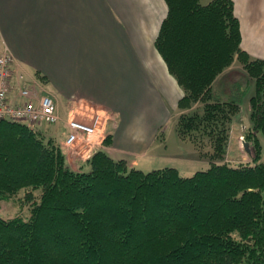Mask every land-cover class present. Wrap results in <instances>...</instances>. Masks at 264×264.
<instances>
[{
    "label": "trees",
    "instance_id": "1",
    "mask_svg": "<svg viewBox=\"0 0 264 264\" xmlns=\"http://www.w3.org/2000/svg\"><path fill=\"white\" fill-rule=\"evenodd\" d=\"M165 2L155 46L183 91L177 133L210 166L146 172L100 150L77 170L56 136L0 120V204L25 190L30 206L0 213V264H264V60L243 48L233 0ZM235 62L254 93L252 155L233 162L242 105L213 84Z\"/></svg>",
    "mask_w": 264,
    "mask_h": 264
},
{
    "label": "crops",
    "instance_id": "2",
    "mask_svg": "<svg viewBox=\"0 0 264 264\" xmlns=\"http://www.w3.org/2000/svg\"><path fill=\"white\" fill-rule=\"evenodd\" d=\"M233 1L243 48L264 60V0ZM166 13L165 0H0V52L64 96L65 109L47 90L55 131L66 135L69 109L86 101L119 115L115 159L147 157L183 95L155 46Z\"/></svg>",
    "mask_w": 264,
    "mask_h": 264
},
{
    "label": "rangeland",
    "instance_id": "3",
    "mask_svg": "<svg viewBox=\"0 0 264 264\" xmlns=\"http://www.w3.org/2000/svg\"><path fill=\"white\" fill-rule=\"evenodd\" d=\"M203 3H207L210 0H201ZM41 84V86L46 90L52 92L55 97L58 98L60 102V106L63 109L66 108V100L64 96L54 91L51 87V84L45 85L44 79L37 78ZM48 91V92H49ZM213 92L216 95H219L221 98L228 99H237L242 105L241 112L237 115L236 120L234 121L231 128V148H229V156L228 159L230 161H248L251 155L245 153V149L243 147V132L246 128L250 127L252 124L251 119V105H250V97L254 93V86L249 79L247 73L243 70L240 63L235 62L228 70L222 73L218 79L213 84ZM51 95V94H50ZM76 104H81L79 107H75L76 104L72 106L75 107V117L81 121L92 123L93 117L96 110L94 106L86 101L80 102L79 100L75 102ZM85 106V107H84ZM71 109H73L71 107ZM104 111L106 109H100V111ZM99 111V110H98ZM107 115H103L101 118L102 123L100 124V140L98 146L93 148V151L86 156L82 157L75 153L73 150L71 151L67 147L64 146L65 134L64 129L62 130H54V127L47 124H29L31 127L39 128L47 135L56 136L57 140L65 147V155L67 162L74 169L79 170L81 166L86 165V162L93 156L95 153L100 150L106 151L107 154L111 155L113 158L114 148L105 144V140L108 136H112L115 133L116 126L118 125L119 115L114 114L109 110H106ZM174 118L170 121L167 126H164L160 129L158 133L159 139L150 149V153L147 157H139L137 154H134L135 157L125 156L128 163L133 166V160H137L136 166L138 169L143 171H152L154 169H160L164 167H176L180 170L181 174L184 176H191L199 170L207 169L210 164L209 161L199 153L196 149L194 143L190 140H185L179 137L176 128L177 118L180 116L181 110L178 108L177 111H173ZM108 116V117H107ZM106 117V118H104ZM104 123V125H103ZM103 127V130H102ZM97 136V137H98ZM261 141L264 149V136L260 134ZM113 140V139H112ZM111 140V141H112ZM236 141L238 144H236ZM111 145V144H110ZM238 147V148H237ZM112 148V149H111ZM83 149V148H82ZM238 150L240 152L236 153ZM235 151V153H234ZM90 154H92L90 157ZM87 167V166H86ZM87 169V168H85ZM25 190H21L14 196H11L6 201H3L0 204V213L5 217H13L16 215H22L24 217H28L30 215V206L29 203L25 201ZM38 193V192H37Z\"/></svg>",
    "mask_w": 264,
    "mask_h": 264
},
{
    "label": "built area",
    "instance_id": "4",
    "mask_svg": "<svg viewBox=\"0 0 264 264\" xmlns=\"http://www.w3.org/2000/svg\"><path fill=\"white\" fill-rule=\"evenodd\" d=\"M80 105L76 104L75 107ZM75 107L69 109L65 120L67 131L64 146L84 157L99 145L100 140L95 142V139H100L98 134L103 119L101 117L106 116L107 112L97 110L92 123H87L75 117ZM0 120L51 126L58 125L62 121L55 99L46 93L36 77L16 64L14 56L7 47L0 52Z\"/></svg>",
    "mask_w": 264,
    "mask_h": 264
},
{
    "label": "water",
    "instance_id": "5",
    "mask_svg": "<svg viewBox=\"0 0 264 264\" xmlns=\"http://www.w3.org/2000/svg\"><path fill=\"white\" fill-rule=\"evenodd\" d=\"M243 146H244L245 151H246L249 155H252V149H251L250 144L244 141V142H243Z\"/></svg>",
    "mask_w": 264,
    "mask_h": 264
}]
</instances>
